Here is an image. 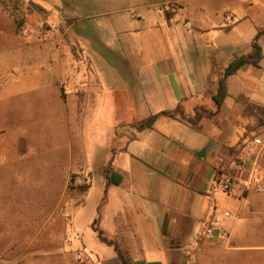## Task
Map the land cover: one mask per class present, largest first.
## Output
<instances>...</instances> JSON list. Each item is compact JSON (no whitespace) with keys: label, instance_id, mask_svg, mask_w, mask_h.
Returning <instances> with one entry per match:
<instances>
[{"label":"crops","instance_id":"crops-1","mask_svg":"<svg viewBox=\"0 0 264 264\" xmlns=\"http://www.w3.org/2000/svg\"><path fill=\"white\" fill-rule=\"evenodd\" d=\"M160 1L165 0H122L119 10L137 9L138 17L120 14L109 24L65 21L60 12L50 17L52 0H33L25 34L0 7V171L32 181L40 193L54 190L55 206L64 202L60 221L78 217L87 225L98 218L100 231L108 233L129 264H176L171 255L188 246L180 239L192 237L196 222L213 212L221 196L222 211L232 215L221 213L219 225L230 232L244 222L251 204L264 201V193L239 197L211 191L221 153L229 157L238 149L248 117L239 115L231 140L217 148L202 143L198 152L170 134L171 122L191 127L177 117L160 115L152 127L132 126L134 132L126 136L106 121L105 111L117 106L130 111L126 123L188 101L197 107L213 66L222 70L235 55L248 53L256 32L264 29V0H177L181 7L175 14L158 13L152 3ZM225 13L232 18L229 25ZM257 40L260 65L246 64L227 77L221 107L225 101L238 111L246 101L264 106V33ZM97 43L122 45L130 56L115 60L119 68L97 53ZM212 83L213 94L217 84ZM118 94L125 95V106L117 102ZM259 135L264 141V124ZM110 139L118 143L112 150ZM175 140L186 152L182 159L174 155ZM208 154L210 174L201 160ZM260 155L264 171V147ZM106 167L121 175L118 184L107 183ZM25 202L27 208L15 200L13 215L32 222L43 203L37 198L34 204L29 196ZM53 236H45L50 249ZM191 239L186 242H196L197 233ZM105 244L108 256H96L97 264H126L113 244Z\"/></svg>","mask_w":264,"mask_h":264},{"label":"rangeland","instance_id":"rangeland-1","mask_svg":"<svg viewBox=\"0 0 264 264\" xmlns=\"http://www.w3.org/2000/svg\"><path fill=\"white\" fill-rule=\"evenodd\" d=\"M17 1L18 0H14L16 3ZM29 1L34 4L33 0ZM48 1L51 0H47V2ZM82 1L85 3L84 6L81 3ZM121 1L122 0H107L104 4L103 0H52L54 3V10L50 6L47 7V10L50 12V15H48L50 17L53 14L55 18V14L60 12L65 21L75 18L74 20L76 23L108 22L109 24H112L115 22V18L120 14L126 13L133 18H137V9L131 8L129 12H122L119 10L121 7L119 5ZM0 7L3 12L8 13L13 18L12 20L15 22L20 33L25 34L22 32V28L27 20V16H21L20 12L15 10L13 12L6 11L1 0ZM104 7L111 11L107 14H95V12H98L95 10H101ZM88 14H92L91 17H88ZM96 50L97 53L107 57L119 68L121 63L115 62V60L118 59L121 54L124 56H130V53H128L127 49L122 47V45L102 44L99 46L97 43ZM122 67H124V64ZM221 71L222 70L218 69L217 66H213L212 74H214V76L209 80L210 86L204 93H202V98L196 99L197 101L195 104H198L197 107L192 109L194 105L192 101L182 104L185 107L180 105L185 117H193L195 115V109H199L198 107L201 106L212 111L216 109L213 100L211 103V100H207V98L213 91L211 88V85L213 84L212 82H216L217 84V80L222 73ZM262 81L264 82V77L262 78ZM214 91H216V89ZM124 96L125 95L123 94L117 95V102L119 105L123 104V106H125ZM227 101L231 104L235 103L233 100ZM232 107L234 109L228 107L225 101V104L221 107L219 112L217 111L211 116L203 114L199 118L197 126L187 128L181 124L171 122L172 125L171 127L169 126L168 130H170L169 132L172 136L176 135L179 138H183L188 144H192L194 146L191 147L193 148L191 149L193 152H198L201 148L199 146L202 143L207 144L209 147L217 148L221 144L231 140L233 138V133L237 126H239V115L242 117L246 116V119L248 117V126L244 127V135L251 132L255 135H259L262 124L258 123L257 117L252 113L250 114L246 110V107L241 111L236 109V105H233ZM136 113L139 112L136 111ZM105 115L106 121L113 123L117 134L123 133L125 136L131 135L134 132L135 128L133 127H136L138 122L133 121L126 123L132 118L131 113L125 109H120L118 106L115 109L105 111ZM177 143L176 140L175 143H173L178 153L174 155H178L179 158L182 159L186 155V152L180 147L181 143ZM116 145H118V143L113 139L110 142L111 150ZM182 147H184L183 144ZM221 154L219 160L228 158L227 153L222 152ZM201 160L203 165L209 169V174L212 173L213 167L211 165V156L208 154L206 157H202ZM9 174L0 171V264H64L67 261L72 260L78 251H92L95 256L100 259L103 256H108L109 248L102 249L106 246V242L99 238L100 232L106 237H108V233L100 231L99 222L97 221L98 218H92L87 225L86 223H83V221H80L78 217H76L75 222L66 220L60 221L59 217L64 210L62 209L64 202L61 205L55 206L54 190L43 191V193H40V190L35 188L36 185L32 183V181L22 182L17 174ZM212 181L213 180H211V183ZM27 196H29L34 204L36 199L39 198L41 204L43 203V206L41 207V210L34 215L32 222L24 223L16 221L20 219V217L13 215L14 211H12V209L17 207L14 202L18 199V205L24 204V207L27 208V205L25 204ZM220 199L223 200V196H221ZM220 199L216 204V208H211V210L216 213H221L223 210L222 208H224ZM3 200L8 201L9 203L7 205L2 204ZM207 200L209 201L210 199L207 198ZM227 202L230 203V199L226 200V203ZM35 208V206H31V209ZM87 209H90L89 205ZM4 215H7V218H5ZM210 215L211 212L209 215L196 222L191 234L192 237L199 231L203 222L209 219ZM75 233L78 234V238L73 237ZM48 234H54L53 238L48 237L51 241H54V249H50V242L45 237ZM192 237L189 239H180L182 245L188 246L185 248L184 252L180 251L179 254L171 255L174 263L264 264V201H257L251 204L249 214L246 216L244 222H241V224L238 225L236 232L229 231L227 237H219L217 240H213L215 238L213 237L198 239L196 242L193 241L192 243L186 242V240L192 241ZM172 243L174 244L175 241L173 240ZM149 261L152 264L153 261Z\"/></svg>","mask_w":264,"mask_h":264},{"label":"built area","instance_id":"built-area-1","mask_svg":"<svg viewBox=\"0 0 264 264\" xmlns=\"http://www.w3.org/2000/svg\"><path fill=\"white\" fill-rule=\"evenodd\" d=\"M6 11H19L21 16H27L32 12L33 4L29 0H1ZM153 7L158 13L175 14L180 10L177 0H165L156 2ZM226 25L232 23V18L228 14L223 15ZM183 24L191 27V21L184 18ZM25 33L26 29L22 28ZM264 147V141L259 135L248 133L243 135L239 142L238 149L234 151L227 159L219 160L216 167L218 176L215 177L211 184V191L220 190L228 195H243L249 191L264 193V171L259 164V157ZM222 213V214H221ZM216 213L213 211L208 220H205L197 232L198 239L227 237L229 231L219 225L220 214L230 215L229 211ZM78 238V234L73 235ZM64 264H97L96 256L92 251H78L75 257Z\"/></svg>","mask_w":264,"mask_h":264},{"label":"trees","instance_id":"trees-1","mask_svg":"<svg viewBox=\"0 0 264 264\" xmlns=\"http://www.w3.org/2000/svg\"><path fill=\"white\" fill-rule=\"evenodd\" d=\"M264 33V29H259L256 32V35L252 41L251 44V50L248 53L235 55L226 66L223 67L221 76H219L217 80V87L215 93L212 94V100L214 104L216 105L215 110L207 109L203 106L198 107L199 109H195V115L193 117H185L182 112V108L180 105H178L174 110H162L158 113H153L146 118L140 120L136 124V128L142 129L146 127H152L153 123L155 122L156 118L160 115H167L170 117H178L184 122L188 123L191 126H197V122L199 118L203 114H208L209 116L213 115L215 112L218 111L220 108L224 98L227 95V82L226 79L229 75H232L236 73L242 66L246 64H251L254 66H259L260 61L262 59V48L261 45L258 42V36L260 34ZM246 110L251 114H254L257 117L259 124H264V106L258 105L256 103L246 101L245 103ZM216 174L215 177L218 176V169L216 167L215 169ZM105 176L107 179V183H113L118 184L121 181V175L110 169L109 167L105 168ZM214 177V178H215ZM99 238L105 241L108 244H113L115 248L117 249V245L114 243V241L106 236H104L101 232L99 233ZM117 253L119 257L126 263L127 261L124 259V256L121 254V252L117 249Z\"/></svg>","mask_w":264,"mask_h":264}]
</instances>
